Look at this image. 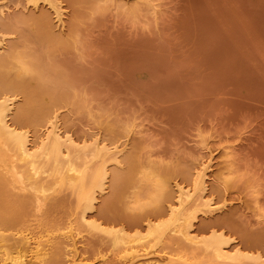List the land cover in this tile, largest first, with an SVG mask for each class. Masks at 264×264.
Listing matches in <instances>:
<instances>
[{"label":"rangeland","instance_id":"obj_1","mask_svg":"<svg viewBox=\"0 0 264 264\" xmlns=\"http://www.w3.org/2000/svg\"><path fill=\"white\" fill-rule=\"evenodd\" d=\"M148 1L57 0L64 12L59 20L42 0H0V38L6 41L1 55L11 60L22 54L42 71L41 83L58 88L59 100L49 113L19 130L35 142L58 123L80 145L91 147L97 137L123 151L119 164H108L106 188L96 191L86 211L88 222L100 228L80 222L84 205L69 185L57 186L48 202L10 186L29 201L20 209V225L7 234L43 241L46 258L59 257L53 264L160 262L154 254L125 263L109 232L144 235L150 226L164 229L176 184L193 186L199 164L212 152L205 195L215 208L192 213L193 233L222 238L226 251L242 255L240 264H257L260 256L263 262L264 0ZM45 28L52 39L44 37ZM12 66L15 74L19 63ZM5 98L12 100V124L26 99L8 93L0 102ZM88 155L90 167H96L99 158ZM129 158L132 184H122L121 206L113 201V172L125 175ZM148 178L166 180L169 197L142 206L136 196ZM155 247L178 264L224 263L211 249L196 253L170 231ZM28 261L36 260L28 256Z\"/></svg>","mask_w":264,"mask_h":264},{"label":"bare ground","instance_id":"obj_2","mask_svg":"<svg viewBox=\"0 0 264 264\" xmlns=\"http://www.w3.org/2000/svg\"><path fill=\"white\" fill-rule=\"evenodd\" d=\"M42 1L50 4L56 10L57 18L62 20L64 12L60 10L62 7L57 5V0ZM3 25L7 28L11 26L9 23H3ZM45 29L44 37L52 39L50 30ZM5 49L6 41L0 38V96L8 93H22L26 100L18 108L12 124L8 120L12 100L5 98L0 102V264H27L28 256L36 260L29 262L31 264H53L58 261L59 257L54 255L51 260L47 259L48 252L43 241L39 239L31 241L28 238L16 240L7 234V231L14 230L20 225L22 215L20 209L29 201L28 197H22L12 191L10 186L20 192L32 190L33 198L42 196L44 201L48 202L52 198L50 193L55 191L57 186L69 185L78 191L84 205L80 222L98 229L99 225L88 222L86 211L91 209L94 200H96V191H103L106 188L109 176L108 164H119L123 151L119 147L102 145L97 137L93 138L94 142L91 147L87 145V142L80 145L58 123H53L54 121L53 124L51 123L52 127L48 133L43 135L39 141L32 142L29 132H22L19 127L23 124L39 123L49 113L51 106L59 100L56 92L58 88L57 85L52 87L41 83L40 74L42 71L32 64L26 63L22 54L10 55L11 60L3 57L1 53ZM13 61L19 63L18 71L15 74H12ZM27 73L32 74L30 79L25 78ZM59 80L64 84L63 77H60ZM88 154H91L92 159L99 158V164L96 167H90L91 159ZM213 157L214 153L209 152L207 159L199 164L193 186L187 188L184 185L176 184L177 195L175 201L173 200L171 205L168 204L169 208L166 213L169 214V220L164 229L151 228L149 225L148 234L144 235H130L125 230L109 232L114 236V245L120 248V256L121 253H124L122 256L124 261L126 259L125 263L137 262L140 259L149 260L152 255L156 254L160 256L158 259L160 262L154 264H178L175 259L173 260L174 256L172 258V255L170 256L166 252L167 255H162L163 252L155 251V244L158 245L163 241L167 231L183 238L195 252L211 249L214 257L223 261V264L235 261L238 262L237 264L242 263V255L236 253L233 256L228 252L229 250L226 251L224 246L228 245L222 238L214 235L210 239H202L193 233L192 213L203 210V213H209L213 212L212 209L215 208L213 206L215 202L206 198L208 179L211 176L209 173L213 170ZM126 161L129 165L125 175L120 170L113 172V186L115 187L113 201L117 200L121 206H123L120 202L122 184H132V159L129 158ZM19 162H22V165H19ZM145 188L148 191L146 192L148 197L146 196L147 199L144 200L140 195ZM158 197H169L166 180L148 178L143 185H139L136 196L137 204L142 206L153 204L157 202ZM113 201L109 202V206H112ZM157 212H163L162 207H158ZM73 236L74 234L71 233L68 238L74 242ZM153 245L152 251L149 247L151 248ZM262 258L261 256L256 258V260L258 259L257 264L259 262L264 264V261H261ZM145 262L146 260L143 264Z\"/></svg>","mask_w":264,"mask_h":264}]
</instances>
